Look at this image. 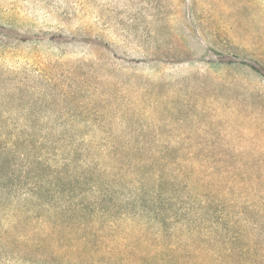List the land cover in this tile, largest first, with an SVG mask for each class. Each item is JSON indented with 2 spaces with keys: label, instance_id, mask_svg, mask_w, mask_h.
Returning <instances> with one entry per match:
<instances>
[{
  "label": "rangeland",
  "instance_id": "1",
  "mask_svg": "<svg viewBox=\"0 0 264 264\" xmlns=\"http://www.w3.org/2000/svg\"><path fill=\"white\" fill-rule=\"evenodd\" d=\"M79 1L45 0L78 36L34 48L56 61L35 103L53 116L0 170V264L76 202L96 252L264 238V0Z\"/></svg>",
  "mask_w": 264,
  "mask_h": 264
},
{
  "label": "trees",
  "instance_id": "2",
  "mask_svg": "<svg viewBox=\"0 0 264 264\" xmlns=\"http://www.w3.org/2000/svg\"><path fill=\"white\" fill-rule=\"evenodd\" d=\"M64 1L71 6L80 4L79 0ZM46 7L45 0H0V170L15 158L18 152L14 148L18 144L25 143L27 153L34 152L36 146L30 144L38 126L34 121L53 116L51 103H45L41 111L35 103L40 97L38 92L54 83L56 61L37 55L35 46L42 48L78 36L77 30L70 29L68 18L51 22L59 17L53 18ZM75 23L77 28L80 23ZM42 25H46L45 29ZM7 103L12 107H6ZM20 104L23 105L16 111L14 108ZM28 163L26 160L19 171L27 169ZM1 175L10 178L0 172ZM30 183L28 192L39 195L37 189L41 184ZM75 204L77 209L70 211L62 205L48 208L51 232L44 238H32L33 242H23L17 264H264V238L255 232L244 233L236 224L227 230L216 226L219 233L214 238L196 242L186 252L165 244L137 256L109 248L96 252L98 235L79 218L87 212L88 205ZM53 216L61 218L52 219Z\"/></svg>",
  "mask_w": 264,
  "mask_h": 264
}]
</instances>
